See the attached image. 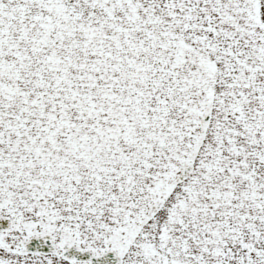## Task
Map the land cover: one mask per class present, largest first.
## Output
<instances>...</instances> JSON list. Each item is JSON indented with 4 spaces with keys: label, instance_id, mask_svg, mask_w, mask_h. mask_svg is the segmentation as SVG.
<instances>
[{
    "label": "snow or ice",
    "instance_id": "obj_1",
    "mask_svg": "<svg viewBox=\"0 0 264 264\" xmlns=\"http://www.w3.org/2000/svg\"><path fill=\"white\" fill-rule=\"evenodd\" d=\"M0 264H264V0H0Z\"/></svg>",
    "mask_w": 264,
    "mask_h": 264
}]
</instances>
